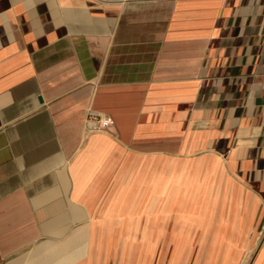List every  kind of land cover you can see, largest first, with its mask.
<instances>
[{"label": "crops", "instance_id": "crops-1", "mask_svg": "<svg viewBox=\"0 0 264 264\" xmlns=\"http://www.w3.org/2000/svg\"><path fill=\"white\" fill-rule=\"evenodd\" d=\"M0 264H264V0H0Z\"/></svg>", "mask_w": 264, "mask_h": 264}, {"label": "built area", "instance_id": "built-area-1", "mask_svg": "<svg viewBox=\"0 0 264 264\" xmlns=\"http://www.w3.org/2000/svg\"><path fill=\"white\" fill-rule=\"evenodd\" d=\"M97 119V125L95 127H92V130H99V129H105L111 124V118L107 116H96Z\"/></svg>", "mask_w": 264, "mask_h": 264}]
</instances>
